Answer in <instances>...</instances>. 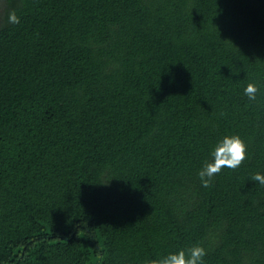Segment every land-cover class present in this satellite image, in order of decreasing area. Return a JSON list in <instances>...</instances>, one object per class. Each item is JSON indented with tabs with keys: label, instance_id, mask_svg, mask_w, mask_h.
Returning a JSON list of instances; mask_svg holds the SVG:
<instances>
[{
	"label": "trees",
	"instance_id": "1",
	"mask_svg": "<svg viewBox=\"0 0 264 264\" xmlns=\"http://www.w3.org/2000/svg\"><path fill=\"white\" fill-rule=\"evenodd\" d=\"M257 172L264 0H0V264H264Z\"/></svg>",
	"mask_w": 264,
	"mask_h": 264
},
{
	"label": "clouds",
	"instance_id": "2",
	"mask_svg": "<svg viewBox=\"0 0 264 264\" xmlns=\"http://www.w3.org/2000/svg\"><path fill=\"white\" fill-rule=\"evenodd\" d=\"M7 23L19 24L20 18L16 9H9ZM259 88L255 83L249 82L244 88V94L250 101H255ZM247 145L239 135H225L222 140L216 143L210 155L211 161L205 160L201 169L198 170V177L201 186L211 188L213 186L212 178L218 175L222 168L235 170L247 158ZM249 179L264 185V175L257 172ZM207 255V249L202 244H194L186 249H178L159 258L143 259L139 264H204V257Z\"/></svg>",
	"mask_w": 264,
	"mask_h": 264
}]
</instances>
